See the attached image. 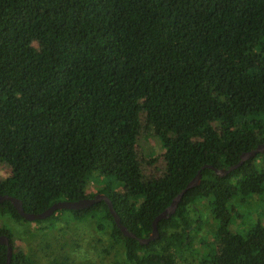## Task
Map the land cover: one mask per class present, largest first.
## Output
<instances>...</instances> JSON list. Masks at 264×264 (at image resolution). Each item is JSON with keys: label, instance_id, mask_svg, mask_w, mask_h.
<instances>
[{"label": "trees", "instance_id": "16d2710c", "mask_svg": "<svg viewBox=\"0 0 264 264\" xmlns=\"http://www.w3.org/2000/svg\"><path fill=\"white\" fill-rule=\"evenodd\" d=\"M261 115L264 0H0V163L9 167L0 195L40 213L104 194L127 231L146 238L153 218L200 170L199 184L146 245L121 235L103 201L31 222L38 231L53 229L64 213L72 221L97 218L98 230L107 223L122 245L124 264H176L174 253L199 231L196 203L205 201L214 231L199 243L200 264H264V220L243 234L229 231L232 201L264 198V155L222 177L201 169H227L264 143L246 121ZM141 128L163 147L161 177L142 176ZM93 174L120 191L86 193ZM0 217L28 223L6 201ZM0 235L9 239V264H39L12 231L0 226Z\"/></svg>", "mask_w": 264, "mask_h": 264}, {"label": "rangeland", "instance_id": "374dc122", "mask_svg": "<svg viewBox=\"0 0 264 264\" xmlns=\"http://www.w3.org/2000/svg\"><path fill=\"white\" fill-rule=\"evenodd\" d=\"M246 121L251 127L252 122L256 124L254 130H259L264 140V116H253ZM136 153L144 179L158 178L164 174L165 164L162 158L164 150L152 130L140 129ZM256 161L259 162L260 157ZM8 175V165L0 163V179ZM85 184V192L90 195L104 187L110 191H120L111 178L99 177L96 174L88 177ZM232 207L235 210V217L229 231L233 233L243 234L255 222L264 220V198L259 203L253 199H248L244 204L232 201ZM196 211L200 221L199 231L191 234V242L187 248L174 253L176 264H200L199 258L203 252V246L199 243L203 240L209 242L210 233L214 231V222L205 201L196 203ZM66 215L64 213L59 216V221L54 228L45 231H38L37 225L31 222L14 223L5 217H0V226L12 231L16 246L31 252L39 264H46L45 257L50 256L51 253L67 255L68 264H124L122 245L111 240L107 223H101L104 228L101 231L97 227L99 223L97 218L72 221L68 220ZM190 215L195 216L192 212ZM45 247L48 249L46 250Z\"/></svg>", "mask_w": 264, "mask_h": 264}, {"label": "water", "instance_id": "95a60500", "mask_svg": "<svg viewBox=\"0 0 264 264\" xmlns=\"http://www.w3.org/2000/svg\"><path fill=\"white\" fill-rule=\"evenodd\" d=\"M258 154L264 155V143L257 144L254 148L250 149L249 151L243 152L239 155L238 161L229 166L227 169H218L212 165H203L201 169H209L211 170L217 177L225 176L227 173L231 172L232 170L241 166L246 160L255 157ZM200 182V170L196 172L194 177L181 189L170 201L168 206H166L161 212H159L151 222V229L149 234L146 238H135V236L127 231V229L120 223V220L117 214L112 209L111 203L109 199L104 194L97 193L90 198H84L75 201H61L56 202L47 207L44 211L40 213H28L24 212L22 209L21 202L8 195H0V204L2 202H9V204L13 207L15 212L26 222H33V221H41L49 218L55 212L60 210H82L93 206L101 201H103L107 207L108 213L110 214L112 221L116 228L119 230L121 235L125 238H133L136 239L139 245H146L151 241H154L158 238V231H157V224L161 220L168 219L171 215L174 214L178 203L180 202L182 196L189 190L197 186ZM0 245L6 248V261L5 264H9V260L11 257V247L9 243V239L6 235H0Z\"/></svg>", "mask_w": 264, "mask_h": 264}]
</instances>
